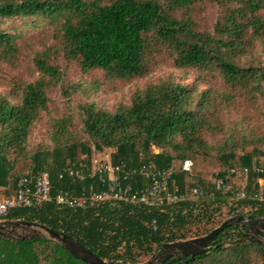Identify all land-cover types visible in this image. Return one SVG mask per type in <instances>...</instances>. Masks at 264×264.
<instances>
[{
	"label": "trees",
	"instance_id": "16d2710c",
	"mask_svg": "<svg viewBox=\"0 0 264 264\" xmlns=\"http://www.w3.org/2000/svg\"><path fill=\"white\" fill-rule=\"evenodd\" d=\"M209 6L216 10L211 21ZM38 30H52V42L26 47L27 35ZM27 61L31 81L1 75ZM161 68L178 76L151 79ZM72 69L77 79L69 78ZM140 80L146 83L127 104L107 109L94 100L103 86ZM0 82L9 89L0 90V199L20 178L42 172L53 194L80 195L90 181L57 177L88 160L92 146L110 150L114 165L138 174L147 165L172 169L171 187L180 194L203 190L164 207L45 203L10 210L0 221L47 226L116 264L142 263L165 244L202 237L233 217L264 221V202L235 192L242 186L238 166L248 169L249 195L259 194L264 178L253 169H264L255 160L264 156V0H0ZM56 93L63 99L57 113L51 109ZM43 118L45 143L30 148ZM186 160L191 173L182 169ZM197 168L228 189L218 190L203 173L192 176ZM248 226L228 225L186 264H264V239L249 237ZM0 264L85 263L47 238H0Z\"/></svg>",
	"mask_w": 264,
	"mask_h": 264
},
{
	"label": "built area",
	"instance_id": "2783aa9c",
	"mask_svg": "<svg viewBox=\"0 0 264 264\" xmlns=\"http://www.w3.org/2000/svg\"><path fill=\"white\" fill-rule=\"evenodd\" d=\"M91 153L88 160L70 164L57 177L59 181L65 179L80 183L90 181L89 187L83 189L80 195L66 190H58L53 194L54 187L47 172L39 173L35 177L24 176L17 180L9 197L0 199V216H6L13 209L33 208L52 202L59 206L77 209H87L96 203L106 201L145 207H164L203 194V190L199 187H192L185 194H180L176 187L172 188L174 176L172 169H157L147 165L142 167L138 174L135 169L114 165L110 158H97L93 149ZM191 167V161H184L183 171L190 172ZM253 169L257 174H264V169L258 166H254ZM241 174L247 177L248 169L243 168ZM137 175L141 176L143 183H138L140 177ZM212 183L218 190L228 189L226 183L220 179ZM235 192L237 198L251 197L264 202V196L260 193L249 195L245 185L235 189Z\"/></svg>",
	"mask_w": 264,
	"mask_h": 264
},
{
	"label": "rangeland",
	"instance_id": "374dc122",
	"mask_svg": "<svg viewBox=\"0 0 264 264\" xmlns=\"http://www.w3.org/2000/svg\"><path fill=\"white\" fill-rule=\"evenodd\" d=\"M215 8H213L212 6H209L206 12V18L210 19V21L212 20L211 18L214 16L215 14ZM52 42V30H38L34 33H31L29 35H27V39H26V47H32L33 49H40L41 45L43 44H50ZM174 75V76H178V73L171 69V68H161L159 69L157 72H154L151 74L150 78L151 79H156L158 77H162V76H166V75ZM5 79H10L12 77L15 78H19L23 81H31L34 78V72L32 69V65L29 61L27 62H21L18 64V66L16 68H9V67H4V71L1 74ZM69 78H73V79H77L74 69H72L69 72ZM190 82V81H189ZM2 83V82H0ZM146 83V80H140V81H135V82H131L128 83L126 85H118L117 87L111 88L109 86L105 87L103 86V88L100 90V92H98V94L96 95V97L94 98L95 102L100 105L103 106L104 108L107 109H114L117 105L119 104H127L129 102V99L133 93V91L138 88L143 86ZM0 90L4 91V92H8L9 89L4 86L3 84H0ZM62 104H63V99L61 98L59 93H56L55 96H53L52 101H51V109L54 112H61L62 109ZM49 129V125H48V120L43 118L40 122L37 123V125L35 126L34 130H33V134L31 136L30 142H29V147H34L35 145L41 144V143H45L46 137L48 136V131ZM93 151L95 152L97 158H110L111 155V151L106 149L104 151L98 152L94 149V146H92L91 148V152ZM92 155V153H91ZM255 160H257L259 162V164L263 165L262 163L264 162V156H258V158H255ZM21 167V164H19L17 166V169ZM179 167V164L176 165V168ZM264 167V166H263ZM241 168L238 166L237 168V177H238V184L239 186L241 185H245L246 183H248V178H246L245 176H243L241 174ZM25 172H27L26 170L24 171H20L19 174H25ZM198 172L203 173V175L205 176V178L207 180H214L215 178H213L209 173L204 172L201 169H198L193 172L192 176H195ZM191 173V172H190ZM259 191L258 193L263 194L264 191V178L260 179L259 184ZM13 192V190H11V193ZM1 197V195H0ZM5 197V196H3ZM249 237L254 238L256 240H262L264 239V227L261 224H249ZM160 250H158L156 253H158ZM169 252L171 254H173V256H177L178 255V251H170ZM159 254H162L161 252H159ZM167 253H163L162 256H165ZM151 259L148 258L146 259L144 262L145 263L147 261H149ZM161 259H163V257L161 258H157L156 259V264H160ZM141 264V263H139Z\"/></svg>",
	"mask_w": 264,
	"mask_h": 264
},
{
	"label": "water",
	"instance_id": "95a60500",
	"mask_svg": "<svg viewBox=\"0 0 264 264\" xmlns=\"http://www.w3.org/2000/svg\"><path fill=\"white\" fill-rule=\"evenodd\" d=\"M233 223H241L242 225L245 223L261 224L264 227V221L262 220L251 221L250 218L245 219L242 217H233L202 237L179 243L165 244L159 251L162 254L167 253L165 256H162V254H159L158 252L154 254L149 261L141 264H156V259L158 257H163L160 264H173L175 262H182L186 264L192 261L196 256L206 252L216 237L222 233L228 225ZM0 238L10 241H25L34 238H47L60 244L72 256L78 258L85 264H116L102 260L96 254L92 253L90 250L63 232L56 231L52 228L37 223L21 220H2L0 221ZM169 250L178 251L179 253L174 257L173 254L169 252Z\"/></svg>",
	"mask_w": 264,
	"mask_h": 264
},
{
	"label": "crops",
	"instance_id": "0c3cea01",
	"mask_svg": "<svg viewBox=\"0 0 264 264\" xmlns=\"http://www.w3.org/2000/svg\"><path fill=\"white\" fill-rule=\"evenodd\" d=\"M12 194V193H11Z\"/></svg>",
	"mask_w": 264,
	"mask_h": 264
}]
</instances>
